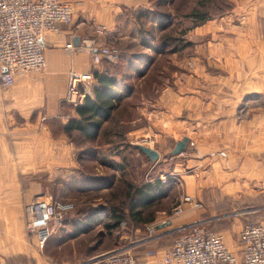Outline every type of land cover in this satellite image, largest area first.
<instances>
[{
	"label": "crops",
	"instance_id": "1",
	"mask_svg": "<svg viewBox=\"0 0 264 264\" xmlns=\"http://www.w3.org/2000/svg\"><path fill=\"white\" fill-rule=\"evenodd\" d=\"M64 1H79L74 5L71 22L58 23L57 30L44 32V67L40 72L16 74L7 88L6 99V105L11 106L15 114L35 113L38 116L41 113L45 117L39 132L29 127L28 134L21 139V144L29 147L28 150L21 149V154H38V157L30 159L31 162H26V167L59 171L61 176L66 171L78 170L90 159L85 154L88 147L75 146L62 130L56 134L52 132L51 122L62 126L75 115L74 106L67 108L69 103L64 99L67 73L100 70L101 53L108 48L101 35L94 36L93 52L67 50L64 46L66 41L70 39L75 43L82 37L93 36L94 23L104 25L105 34H117L119 14L124 9L152 8L151 0ZM177 1L167 0V10L175 9ZM230 2L231 8L225 14L187 30L186 36L194 43L192 53L196 65L191 72L178 71L173 86L165 87V99L159 98L163 100L161 105H165L166 119L168 121L169 115L172 124H184L195 119L204 123L203 138L198 142L200 148L196 149L198 164L204 163L185 175L179 174L178 182H173L166 192V202L155 209L152 220L144 223V230L146 225H152L155 237L143 241L133 251L139 264H165L158 255L170 246L171 241H159L158 237L170 229L195 221L219 232L226 248L240 255L237 232L249 217L254 218L248 215L254 209L245 212L242 204L239 206L238 203L248 198L252 201L264 198V0ZM189 7L187 4L181 6L182 9ZM209 63L214 72L207 70ZM242 104L246 107V117L237 120L236 111ZM173 107L178 108L176 113H182L181 119L175 120ZM30 124L33 125V121ZM136 133L137 130H132L129 135L136 136ZM79 152L84 155L79 156ZM134 152L144 154L136 148ZM234 153L241 155L240 161L231 159ZM117 154L119 150L113 155ZM113 160L119 161V156ZM210 161L213 162L209 164ZM12 182L11 177L0 178V215L3 217H13L17 212L21 215L24 205L32 199L28 194H15ZM255 184L259 187L254 191L250 187ZM182 195H188L190 200H183ZM14 200L18 202L16 206L13 205ZM171 200H175L174 204L180 203L179 212H167ZM252 220L249 223H253ZM76 221L71 224L74 234L66 239L71 250L75 247L71 242L82 234L81 228L86 226L83 220ZM258 223L264 224V221ZM138 230L134 228V231ZM1 241L0 264H13L10 257L18 246L17 242L10 240L8 235ZM149 248H155L156 254L148 255L146 250ZM40 261L42 264H69L67 258L53 260L47 255Z\"/></svg>",
	"mask_w": 264,
	"mask_h": 264
},
{
	"label": "rangeland",
	"instance_id": "2",
	"mask_svg": "<svg viewBox=\"0 0 264 264\" xmlns=\"http://www.w3.org/2000/svg\"><path fill=\"white\" fill-rule=\"evenodd\" d=\"M162 9L167 10L164 1L160 2V10ZM128 11L130 10L121 12L123 17L122 22L120 21L119 24V33L105 34L104 32L100 34L101 36H97L103 37L104 42L106 38L110 41L116 40L119 42L118 44L126 46L124 57L121 60L124 73L122 76L124 82L131 85V89L122 97L117 108L113 110L109 121L103 123L97 138L80 140L76 135L73 136L74 141L79 144L78 146L88 147L85 154L90 158L87 162L82 163L81 168L78 170L66 171L67 173L61 176L58 173L59 171H44L34 167L31 168V166L26 167V162H31L30 159L38 157V154H21V149H29L28 145L21 144V139L28 134L29 127H33L39 132L42 129L45 117L41 113L38 116L35 113H22V116L15 114L12 111L13 108L6 105L8 86H0V178L11 177L13 180L11 185L15 194H28L29 198L37 195H49L54 199H68L73 203L72 210L53 228L41 247H38L35 237L24 229V210L21 215L20 212H17V214H13V217L0 215L2 221L0 224V243L3 242L1 240L5 238V235H8L10 240L18 244L17 248L12 251V256L10 254L13 264H42L40 258L46 255L53 260L67 258L69 264H72L85 259L88 254L91 255L96 251L114 246H129L133 254L136 247L147 236L146 229L138 231L116 229L108 232L103 224L98 222L100 218L105 221V215L108 213V202L115 199V194L119 195L118 189L122 187V181L119 177L134 180L133 182L137 184L147 178H156L165 185L167 192L173 182H178L181 174L185 175L189 170L203 166V161L198 164L199 155H197L196 149L200 148L198 142H201L199 139L203 138L204 123L195 119V121H186L184 124L181 122L172 124L169 115L168 121L166 119L165 105H161L163 100L159 99L161 96L165 99V87L173 86V81L179 75L178 71H193V67L196 65L193 62V40L188 38L186 33L184 37L187 42L182 46L181 40H168L169 38L166 41L161 40L163 33H173V31L171 32V26H169L163 29V32L156 29V27L143 32L148 43H142L133 34L135 33L134 27L130 29L129 20H125L126 16L129 15ZM175 21L176 19H174ZM262 27L264 29V26ZM174 46L176 49L174 48L172 51L171 47ZM206 68L210 72H214L211 63L207 64ZM41 70H27L24 73L40 72ZM155 100L156 102L153 103ZM66 106L69 107L68 104ZM172 109L175 110V120L181 119L182 113H176L178 108L173 107ZM149 112H151V115ZM236 115L237 120H243L246 117L244 104L238 107ZM30 121H33V125L30 124ZM51 125L54 134L61 131V126L54 121L51 122ZM14 126L17 127L13 128ZM105 127H112L118 133H124L126 136L119 141H115V134L108 138L103 133ZM132 130H137L136 136L131 137L129 135ZM182 136H187L185 147L176 154H170L174 142ZM108 139L115 142L111 141L113 144L106 143ZM137 144L155 149L158 153L157 157L150 160L144 154H137V152H134ZM117 150H119L117 155L120 162L123 160L121 157H124V164L119 171H115L105 163V158L110 160L118 158V156L113 155ZM80 155H84V153L79 152ZM231 159L238 162L241 155L234 153ZM113 162L118 161L113 160ZM212 162L208 163L211 164ZM262 168H264V163ZM111 181L113 184L107 187L106 184ZM258 187L255 184L250 188H254L255 191ZM68 197H71V199ZM174 201L171 200L172 203L169 205L167 212H174V207L179 204V202L174 204ZM158 202L164 204L166 197H162ZM17 203V201H13L15 206ZM238 205L243 206L242 210L245 212H251V209H254L251 214H248L254 216V218L251 217L253 220L249 217L246 222L249 223L251 220L253 223L264 221V198L261 201H252L248 198L242 200ZM218 208H220L219 204ZM80 210L82 211L80 212ZM86 216L87 218L92 216L95 219L93 218L94 221L89 219L90 224L84 226V228L82 227L84 230L81 228L82 234L71 242L75 246L74 250H71L70 242L66 240L74 234L71 224L77 222L76 220L79 222L82 218L86 220ZM7 222L8 226L6 225ZM120 226H122V223ZM177 229L164 232L158 237L159 241L166 240L170 242L177 233ZM62 241H65L64 244ZM149 249L155 252L148 255L156 254L155 248Z\"/></svg>",
	"mask_w": 264,
	"mask_h": 264
},
{
	"label": "built area",
	"instance_id": "3",
	"mask_svg": "<svg viewBox=\"0 0 264 264\" xmlns=\"http://www.w3.org/2000/svg\"><path fill=\"white\" fill-rule=\"evenodd\" d=\"M79 1L64 0H0V86L12 84L14 76L27 70H40L44 67L43 34L57 30L58 23L68 24ZM105 26L94 23L93 36H85L73 43L68 39L67 50L94 51V36L103 34ZM101 58L115 61L117 49L108 47ZM92 72L68 71L64 99L72 106L79 105L89 93ZM183 200H190L188 195ZM194 205H197L195 202ZM69 200L54 199L49 195L34 196L24 205L26 232L35 237L41 247L53 228L71 211ZM181 210L180 203L174 212ZM143 241L155 237L151 224L146 225ZM241 244V254L228 250L222 235L195 221L177 229L167 249L159 253L165 264H264V224L243 223L237 232ZM142 242V241H141ZM129 246H114L96 251L83 260L72 264H139ZM152 249L146 250L153 254Z\"/></svg>",
	"mask_w": 264,
	"mask_h": 264
},
{
	"label": "trees",
	"instance_id": "4",
	"mask_svg": "<svg viewBox=\"0 0 264 264\" xmlns=\"http://www.w3.org/2000/svg\"><path fill=\"white\" fill-rule=\"evenodd\" d=\"M161 1L166 3L167 0H151V9L148 7L124 9L130 10L125 20H129L130 29L134 27L135 33L133 34L142 43H148L143 35V32H147L148 29L156 27V29L163 32V29L171 26V32L173 31V33H163L161 40L166 41L167 38L174 41L181 40L182 46L187 42L184 35L188 29L207 19L221 16L231 8L230 0H178L175 4V9L160 10ZM182 4H187L190 7L182 9ZM122 17V14H119L121 22ZM174 19H176V23ZM105 41L108 47H115L117 49L116 60L111 62L101 58L102 68L92 71L93 79L89 85V93L84 95L79 105L73 107L75 115L69 117L61 126L62 132L75 146L79 144L74 141V135L80 140H93L99 136L103 123L109 121L113 110L117 108L122 97L131 89V85H127L122 76L124 73L122 71L123 62L121 60L124 57L126 46L118 44L119 42L116 40L110 41L105 38ZM174 48L176 49L175 46L171 47V50L173 51ZM68 105L71 107L70 104ZM103 133L108 138L112 134H115V141H119L122 137L125 138L124 133H118L112 127H105ZM111 141L115 142L110 139L106 142L113 144ZM136 148L142 152L137 146ZM169 153L172 154L171 152ZM121 158L123 159L121 162H113L105 158V163L114 170L119 171L124 164V157L122 156ZM119 179L122 181V187L118 189L119 195L115 194V199L108 202V213L105 215V221L103 218H98V222L103 224V227L108 232L116 229L128 231L139 228L141 230L145 222L152 220L155 209L163 205L158 200L165 197L166 187L156 178L144 180L138 184L134 183V180H127L122 177H119ZM112 184L111 181L106 185L108 187ZM93 218L95 219V217ZM93 218L92 216L89 218L86 216V220L85 218L81 220L87 226L90 224L89 219L90 221H94ZM121 223L122 226H120Z\"/></svg>",
	"mask_w": 264,
	"mask_h": 264
},
{
	"label": "water",
	"instance_id": "5",
	"mask_svg": "<svg viewBox=\"0 0 264 264\" xmlns=\"http://www.w3.org/2000/svg\"><path fill=\"white\" fill-rule=\"evenodd\" d=\"M186 140L187 138L185 136H182L179 140H176L173 144V147L170 149V152L172 154H176L178 152H180L181 150H183V148L185 147L186 144ZM137 147L150 159V160H154L158 153L155 149L146 146V145H142V144H137Z\"/></svg>",
	"mask_w": 264,
	"mask_h": 264
}]
</instances>
